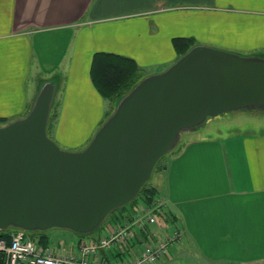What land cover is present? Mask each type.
Returning <instances> with one entry per match:
<instances>
[{
    "label": "crops",
    "instance_id": "crops-1",
    "mask_svg": "<svg viewBox=\"0 0 264 264\" xmlns=\"http://www.w3.org/2000/svg\"><path fill=\"white\" fill-rule=\"evenodd\" d=\"M175 39L261 55L264 0H0V125L24 116L52 79L54 140L75 111L80 128L100 123L112 106L92 83L94 55L126 57L144 77L177 59ZM254 120L189 137L168 161L152 186L181 235L158 264H264V126Z\"/></svg>",
    "mask_w": 264,
    "mask_h": 264
},
{
    "label": "water",
    "instance_id": "water-1",
    "mask_svg": "<svg viewBox=\"0 0 264 264\" xmlns=\"http://www.w3.org/2000/svg\"><path fill=\"white\" fill-rule=\"evenodd\" d=\"M56 80L27 113L0 125V230L95 232L132 201L181 132L232 111H264V56L195 44L142 77L81 150H65L47 125Z\"/></svg>",
    "mask_w": 264,
    "mask_h": 264
},
{
    "label": "built area",
    "instance_id": "built-area-1",
    "mask_svg": "<svg viewBox=\"0 0 264 264\" xmlns=\"http://www.w3.org/2000/svg\"><path fill=\"white\" fill-rule=\"evenodd\" d=\"M165 208L157 194L150 204L127 208L120 222L105 224L95 239L83 237L61 248L42 245L24 230H10L0 237V264H158L181 235L167 225Z\"/></svg>",
    "mask_w": 264,
    "mask_h": 264
},
{
    "label": "rangeland",
    "instance_id": "rangeland-1",
    "mask_svg": "<svg viewBox=\"0 0 264 264\" xmlns=\"http://www.w3.org/2000/svg\"><path fill=\"white\" fill-rule=\"evenodd\" d=\"M240 5L241 4H238V6H240ZM224 6H229V4L224 3ZM257 52L260 53L261 55H264V50L257 51ZM54 102H55L54 106L55 107L57 106V114H58L60 112V105H61V89H58L57 94H56L55 99H54ZM109 102H110V106L115 107V104L117 101L115 102V104L113 103L114 105L112 104L111 100H109ZM53 112H55V110H53ZM69 113L71 114L72 111L69 110ZM78 113H79V111L74 112V114H73L74 115V121L71 118V115H69V117H67L66 121L64 120L65 126L61 125L59 127L60 132H57L58 133V136H57L58 139H56V140H54V138L56 137V136L54 137V135H55L57 123H56V120L53 118L55 113L52 116L50 126L47 128V133L49 136H51L50 138L51 139L53 138V140L62 149L71 150V151H77V150L83 149L88 144V142L91 140V138L93 137L96 130L100 127V125L106 119V117H104L100 123H96L95 125H87V126H83L82 128H80V126L77 125V122H79V121L76 118L78 116ZM239 119H243L245 121L244 122L245 126L248 125L246 120L249 123H251L252 121L256 122L254 119H259V120H262V126H264L263 125L264 124V111L250 110V111L228 112V113H225V114L213 117V118H209L204 123V125H202L201 127H199L196 130L181 132L178 143L176 144V146L172 149V151L165 154L163 156V158L159 161V163L154 167V169L151 173V176L147 181L148 185H155L158 187L159 185H161L163 183L162 173L165 169V166L168 163V161L171 159V157L173 156L174 152L178 149V147H180V145L182 144L183 141H185L189 137H192V136L198 135V134H207V133L216 134L215 131L220 132V130H221L222 134L235 132V131H237L235 121L239 120ZM245 126H243L241 129H244ZM247 128H248V130H246V129L245 130L248 132H251L253 130H257L256 125L248 126ZM51 129L53 131H51ZM73 132H74V134H73ZM60 137H61V139H59ZM70 138H72V141L70 140ZM72 145H74V147H76V149H70L69 147H66V146H72ZM115 211L118 212L117 209ZM115 211H113V212H115ZM111 216L113 217V214L108 215L104 221H106V222L109 221L112 218ZM150 228H152V230H154L156 234L159 233L157 226H151ZM47 234H48V239H49V245L51 247H59V248L66 247V246L70 245L71 242L75 244V242H77V239H78L77 235L74 232H72L70 230H66V229H60V228L50 229L47 231ZM98 234H99V229H97L91 235L97 236ZM180 256L182 257V255H180ZM185 259L189 263L193 262L190 260L189 256L185 257Z\"/></svg>",
    "mask_w": 264,
    "mask_h": 264
},
{
    "label": "trees",
    "instance_id": "trees-1",
    "mask_svg": "<svg viewBox=\"0 0 264 264\" xmlns=\"http://www.w3.org/2000/svg\"><path fill=\"white\" fill-rule=\"evenodd\" d=\"M195 43L190 39H175L174 46L177 51V58L184 54L189 48H191ZM90 76L93 85L99 94L107 99L111 100L112 104L118 99H120L125 93H127L141 78L140 71L138 67L128 58L106 54V53H97L94 55ZM113 104V105H114ZM53 107V104H52ZM52 107L49 114V120L47 128L50 126V122L53 116ZM114 107H112L106 114V117L111 113ZM54 117V116H53ZM4 119L0 118V123H4ZM172 151V150H171ZM163 157H161L162 159ZM160 159V160H161ZM159 160V161H160ZM158 161V163H159ZM157 163V164H158ZM156 164V165H157ZM158 194L157 190L152 186L146 183L137 196L120 208H118V212H111L109 215L113 214V217L109 221H104L101 226L98 228L99 232L103 229L104 225L110 221L120 222V220L126 215V210L129 207H133L137 202H142L144 204L152 203L154 197ZM105 223V224H104ZM12 228L6 230H0V237H6L7 233H9ZM28 234L36 239L40 244L47 245L49 244L48 234L47 232L41 233H29ZM76 234V233H75ZM77 235V240L83 237H89L95 239V236L90 235ZM145 236L143 232H140L142 237Z\"/></svg>",
    "mask_w": 264,
    "mask_h": 264
}]
</instances>
